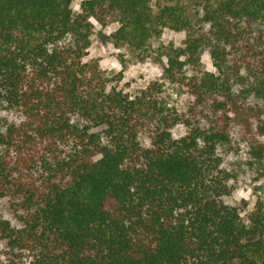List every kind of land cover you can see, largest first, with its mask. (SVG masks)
<instances>
[{
  "label": "trees",
  "instance_id": "1",
  "mask_svg": "<svg viewBox=\"0 0 264 264\" xmlns=\"http://www.w3.org/2000/svg\"><path fill=\"white\" fill-rule=\"evenodd\" d=\"M80 3L0 0V264H264V0Z\"/></svg>",
  "mask_w": 264,
  "mask_h": 264
},
{
  "label": "rangeland",
  "instance_id": "2",
  "mask_svg": "<svg viewBox=\"0 0 264 264\" xmlns=\"http://www.w3.org/2000/svg\"><path fill=\"white\" fill-rule=\"evenodd\" d=\"M80 1L81 0H73L71 7L74 14L79 11V4H81ZM116 27L117 25L115 23H111L107 26V30L112 31ZM90 41L91 44L88 57H98L101 60L102 65L106 68L108 74L111 76L116 75L122 68L121 63L114 55L111 54V51L108 48L103 46L102 42L96 35H92L90 37ZM202 60L209 69H214L210 56L207 53L203 54ZM157 74H159V69L150 62L132 63L123 71L121 80L115 83L119 88L133 95ZM171 97L177 104L183 102V98L176 94H172ZM217 202L223 208L230 205H242L244 202H247L248 205L242 212L243 215L249 209L259 205V200L254 187L244 182L235 183L233 181H229L224 184L220 195L217 197ZM246 217L247 216H244L245 221H247Z\"/></svg>",
  "mask_w": 264,
  "mask_h": 264
},
{
  "label": "clouds",
  "instance_id": "3",
  "mask_svg": "<svg viewBox=\"0 0 264 264\" xmlns=\"http://www.w3.org/2000/svg\"><path fill=\"white\" fill-rule=\"evenodd\" d=\"M77 8H78V5H77Z\"/></svg>",
  "mask_w": 264,
  "mask_h": 264
}]
</instances>
